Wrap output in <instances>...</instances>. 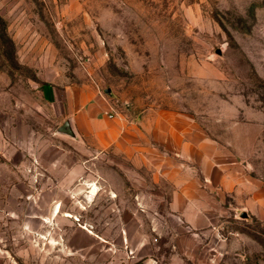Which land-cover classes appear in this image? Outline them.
Returning <instances> with one entry per match:
<instances>
[{
    "label": "rangeland",
    "instance_id": "1",
    "mask_svg": "<svg viewBox=\"0 0 264 264\" xmlns=\"http://www.w3.org/2000/svg\"><path fill=\"white\" fill-rule=\"evenodd\" d=\"M83 89L141 130L140 154L57 133ZM68 149L92 162L69 173ZM106 246L124 264H264V0H0V264H106Z\"/></svg>",
    "mask_w": 264,
    "mask_h": 264
},
{
    "label": "crops",
    "instance_id": "2",
    "mask_svg": "<svg viewBox=\"0 0 264 264\" xmlns=\"http://www.w3.org/2000/svg\"><path fill=\"white\" fill-rule=\"evenodd\" d=\"M108 108V99H106L99 91L95 92L91 89L89 90H81L79 92H71L70 91V114L67 116V119H71L73 123V127L77 134V139L70 138L65 136L69 143L73 141L78 146L83 147L84 151L91 155H97L98 157L102 156L109 150H114L117 154L124 157H133L135 155L140 154L141 148L139 146L140 143V132L137 126L133 122H129L126 119L118 118L114 120H110L105 116V112ZM66 119V120H67ZM168 129L159 134V132H155V144L158 145V149L156 152H153V155H157L156 159L158 161L164 162L166 160L165 153H170V145H169V126ZM143 132V131H142ZM188 145H191L192 149L199 150L201 146V141L199 139H190L188 138ZM76 146V147H78ZM73 154H76L74 151H70V149L65 151V156L63 155L62 160L66 163L67 170H74L76 168H87L91 160L85 161L81 159H77ZM59 156V155H58ZM197 156V155H196ZM60 160V157L58 158ZM68 185H70V175L68 179ZM202 181L199 179L198 183L196 180L194 182H189L184 185L182 191L179 192V199L183 200H194L197 193H201L202 191ZM57 188V187H56ZM97 186H92L90 190V194H88V198H92L95 194ZM67 198L70 199V187L68 188ZM51 200H59L58 197V189L53 190L51 188L50 192ZM55 194V195H53ZM194 195V196H192ZM56 212L50 214L54 219L59 216V205L56 206ZM70 218V215H65ZM46 217H42L43 221L46 223ZM82 231L88 235L89 237L95 239L97 243H102L104 241L100 236L96 235L88 228L82 227ZM95 241V242H96ZM0 250L1 247H0ZM106 253H110L111 261L106 264H124L123 258L115 260L113 257V248L105 247ZM3 264H17L12 260L11 256L8 257L6 253L2 256Z\"/></svg>",
    "mask_w": 264,
    "mask_h": 264
},
{
    "label": "water",
    "instance_id": "3",
    "mask_svg": "<svg viewBox=\"0 0 264 264\" xmlns=\"http://www.w3.org/2000/svg\"><path fill=\"white\" fill-rule=\"evenodd\" d=\"M219 55L222 54L221 50H218L217 52ZM105 94L108 95L109 97H113V92H112V89L108 88L105 90ZM57 133L58 134H62V135H65V136H68L70 138H73V139H77V134L75 132V129L73 127V123H72V120L71 119H67L58 129H57ZM241 218L243 219H247L248 218V215L243 212L241 214ZM140 264H146L145 262H142Z\"/></svg>",
    "mask_w": 264,
    "mask_h": 264
},
{
    "label": "built area",
    "instance_id": "4",
    "mask_svg": "<svg viewBox=\"0 0 264 264\" xmlns=\"http://www.w3.org/2000/svg\"><path fill=\"white\" fill-rule=\"evenodd\" d=\"M105 116L110 120H114L119 116L117 105L111 101V98L108 99V108L105 112Z\"/></svg>",
    "mask_w": 264,
    "mask_h": 264
}]
</instances>
